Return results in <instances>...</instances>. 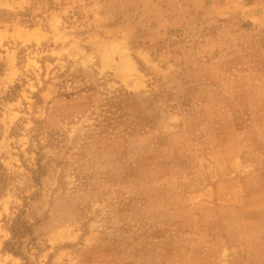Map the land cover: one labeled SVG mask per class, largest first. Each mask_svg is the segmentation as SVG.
<instances>
[{
	"label": "rangeland",
	"instance_id": "374dc122",
	"mask_svg": "<svg viewBox=\"0 0 264 264\" xmlns=\"http://www.w3.org/2000/svg\"><path fill=\"white\" fill-rule=\"evenodd\" d=\"M240 207L264 0H0V264H220Z\"/></svg>",
	"mask_w": 264,
	"mask_h": 264
},
{
	"label": "crops",
	"instance_id": "0c3cea01",
	"mask_svg": "<svg viewBox=\"0 0 264 264\" xmlns=\"http://www.w3.org/2000/svg\"><path fill=\"white\" fill-rule=\"evenodd\" d=\"M260 227H264L260 225ZM249 234L240 207V241L222 253L220 264H264V235Z\"/></svg>",
	"mask_w": 264,
	"mask_h": 264
}]
</instances>
